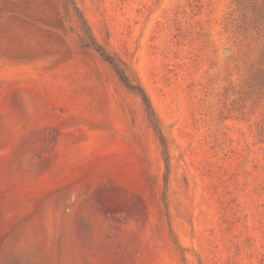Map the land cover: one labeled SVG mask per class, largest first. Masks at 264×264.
<instances>
[{
    "label": "rangeland",
    "instance_id": "1",
    "mask_svg": "<svg viewBox=\"0 0 264 264\" xmlns=\"http://www.w3.org/2000/svg\"><path fill=\"white\" fill-rule=\"evenodd\" d=\"M0 0V264H264V0Z\"/></svg>",
    "mask_w": 264,
    "mask_h": 264
},
{
    "label": "trees",
    "instance_id": "2",
    "mask_svg": "<svg viewBox=\"0 0 264 264\" xmlns=\"http://www.w3.org/2000/svg\"><path fill=\"white\" fill-rule=\"evenodd\" d=\"M65 9L66 15L72 10L73 14L77 18L78 22V37L81 43V46L87 49H93L102 60H104L110 67L114 70L118 79L122 82V84L127 88L131 93L138 96L142 102L144 107L147 120L149 125L153 129L155 135L157 136L160 145L162 147V155L165 162L166 174L164 176V182H167V174L169 172V156H168V144L165 138V135L162 131V127L158 116L150 102V99L138 81L136 75L130 71L127 65L115 54L109 52L104 46H101L95 40L91 28L81 13L80 9L76 6L73 0H65Z\"/></svg>",
    "mask_w": 264,
    "mask_h": 264
}]
</instances>
